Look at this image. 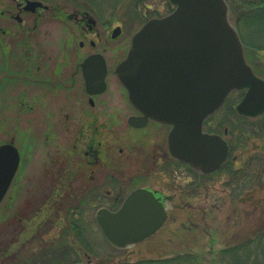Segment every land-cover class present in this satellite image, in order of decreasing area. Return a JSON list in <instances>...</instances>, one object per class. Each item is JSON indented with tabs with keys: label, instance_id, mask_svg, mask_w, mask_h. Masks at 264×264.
<instances>
[{
	"label": "rangeland",
	"instance_id": "obj_1",
	"mask_svg": "<svg viewBox=\"0 0 264 264\" xmlns=\"http://www.w3.org/2000/svg\"><path fill=\"white\" fill-rule=\"evenodd\" d=\"M2 2L5 4L7 0ZM234 4L239 14L244 3L234 0ZM229 7L230 20L236 26L237 15L230 4ZM84 9L97 21L101 34L98 38L96 30L86 31L80 39L84 43L85 59L100 53L110 70L108 88L101 97H114L115 93L118 100L127 103L125 91L113 71L126 58L132 36L150 19L172 12L174 6L169 0H84ZM116 28L121 32L113 38ZM52 29L49 38L53 51L62 53L64 32L69 35L68 39L70 33L54 23ZM245 53L256 74L264 78V50L245 48ZM242 95L244 92L234 91L227 99L234 113H227L224 105L204 125L205 132L220 134L229 145L233 143L231 169L203 175L173 158L167 145L171 127L164 124L153 127L158 129L162 153L157 160L155 145L145 134L151 124L142 130L124 126L121 131L126 134L112 135L115 143L111 150H115L117 158L111 172L115 173L102 172L100 191L90 192L96 196L100 193L96 206L89 199L85 201L88 197L79 201L83 193L79 175L68 170L64 174H48L45 150L38 149L35 159L24 144L21 169L0 205V264H53L55 261L60 264H225L219 258L220 251L251 233L259 215L251 202L240 201L234 191L237 185L229 184L228 171L243 167L251 156H261L264 164V132L256 138L249 135L253 123L264 125V115L244 116L246 119L241 120L242 115L235 107ZM102 131L104 138L109 135L106 129ZM127 132L135 135V142L123 137ZM30 163L33 167L28 166ZM136 188H150L167 197L168 219L147 240L129 248H116L105 239L95 217L101 208L117 210ZM256 196L262 198L260 192ZM75 210L81 215L77 229L72 226L76 219H70ZM19 213L20 219L16 216Z\"/></svg>",
	"mask_w": 264,
	"mask_h": 264
},
{
	"label": "water",
	"instance_id": "obj_2",
	"mask_svg": "<svg viewBox=\"0 0 264 264\" xmlns=\"http://www.w3.org/2000/svg\"><path fill=\"white\" fill-rule=\"evenodd\" d=\"M169 14L147 21L133 36L128 54L114 74L130 104L141 114L130 124L149 120L170 125L171 155L196 172L209 175L229 158L220 134L204 131V122L220 110L234 91L246 90L235 109L256 118L264 114V78L247 62L244 44L230 20L227 0H169ZM116 28L112 37L120 34ZM90 94L107 89L109 73L100 53L84 62ZM18 150L0 146V204L19 166ZM169 203L148 188L133 190L115 210L101 208L96 222L105 239L124 249L152 237L166 223Z\"/></svg>",
	"mask_w": 264,
	"mask_h": 264
},
{
	"label": "flooded vegetation",
	"instance_id": "obj_3",
	"mask_svg": "<svg viewBox=\"0 0 264 264\" xmlns=\"http://www.w3.org/2000/svg\"><path fill=\"white\" fill-rule=\"evenodd\" d=\"M53 23L70 33L68 39L69 35L64 32V50L59 54L53 51L50 39ZM95 30L99 38L97 21L84 9V0L0 3V146L11 145L20 156L10 188L21 169L24 144L35 159L38 149L45 150L48 174H64L68 170L79 175L84 193L79 201L88 197L85 201L91 200L93 206L100 200V193L96 196L95 192L101 189V173H115L111 172L117 158L115 150H111L115 143L112 135L126 134L121 131L122 127L142 130L151 124L145 134L155 145L157 160L162 154L158 129L153 130L160 123L149 120L144 128L133 127L131 117L140 114L130 104L122 85L127 103L118 100L115 93L108 98L101 97L105 92L89 93L84 72V43L80 39L86 31ZM91 45L96 46L94 41ZM103 129L111 136H101ZM125 134L126 140L135 142V135ZM16 216L20 219V213ZM80 216L75 210L70 219H81Z\"/></svg>",
	"mask_w": 264,
	"mask_h": 264
},
{
	"label": "trees",
	"instance_id": "obj_4",
	"mask_svg": "<svg viewBox=\"0 0 264 264\" xmlns=\"http://www.w3.org/2000/svg\"><path fill=\"white\" fill-rule=\"evenodd\" d=\"M227 1L234 14L237 15L236 27L245 48L248 50H264V0H241L244 4L243 7L240 6V9L243 8V10L239 14L235 10L236 5L234 4V0ZM247 35L248 40L246 39ZM256 40H258V44H254ZM228 106L229 104L226 102L224 106L225 111L227 113H234V107ZM239 118L241 120L246 119L244 116H239ZM206 123L207 120L205 124ZM254 125L255 123L252 124L251 133L249 135L256 138L264 132V125H260V123L258 126ZM258 130L259 135L257 134ZM234 151L235 147H233V143H230V157L221 170L232 168L230 164L231 156ZM261 161H263L261 156L256 157L254 155L251 156L243 167L236 171H228L231 179V183L229 184L233 187L234 184L237 185L234 191H236L235 193L238 195L240 201L245 200L251 202L252 206L259 211V215L258 221L252 228L251 233L246 234L239 242L220 251L219 258L225 264H264V164L262 165ZM258 165H260V167H258ZM257 192L262 194V198H257ZM77 220L78 219H76V224L72 225L74 229H77V226L80 225V221ZM172 261H166V263ZM54 263L60 264L58 261Z\"/></svg>",
	"mask_w": 264,
	"mask_h": 264
}]
</instances>
